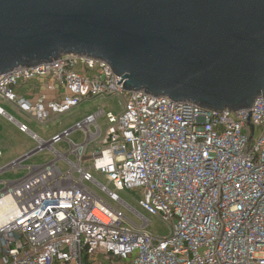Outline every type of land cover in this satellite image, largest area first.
Here are the masks:
<instances>
[{"label":"built area","instance_id":"built-area-1","mask_svg":"<svg viewBox=\"0 0 264 264\" xmlns=\"http://www.w3.org/2000/svg\"><path fill=\"white\" fill-rule=\"evenodd\" d=\"M38 77L49 80L47 88L61 101L42 96L32 103L16 95L20 82ZM122 80L106 62L79 55L0 76V99L41 124L88 98L127 95L122 114L109 115L104 135L97 122L103 114L91 116L48 144L38 142L36 155L48 151L55 161L4 184L0 264H264V98L251 112L209 111L125 92ZM76 131L86 135L79 146L69 139ZM63 141L71 144L65 155L54 149ZM91 143L98 148H92L90 170L107 186L82 169ZM61 162L70 171L63 173ZM85 184L100 187L114 202L115 191L138 190L141 209L169 224L168 237H154L145 219L134 225Z\"/></svg>","mask_w":264,"mask_h":264},{"label":"water","instance_id":"water-1","mask_svg":"<svg viewBox=\"0 0 264 264\" xmlns=\"http://www.w3.org/2000/svg\"><path fill=\"white\" fill-rule=\"evenodd\" d=\"M63 55L106 62L125 92L251 112L264 98V0H0V76Z\"/></svg>","mask_w":264,"mask_h":264},{"label":"rangeland","instance_id":"rangeland-1","mask_svg":"<svg viewBox=\"0 0 264 264\" xmlns=\"http://www.w3.org/2000/svg\"><path fill=\"white\" fill-rule=\"evenodd\" d=\"M84 69H82L83 71ZM127 99L126 93L124 94H114L109 97H94L84 100L79 106L73 108L69 112L60 116L51 127L54 129V126L61 127L64 130L71 131L76 127L77 124H82L86 121V118L89 116H94L98 113H102L98 119V126L102 130L104 135L108 127V117L112 115L118 117L122 114L124 110V105ZM0 107L4 109L8 115H11L16 118V120L21 121L20 117L16 114L12 104L3 101L0 99ZM28 123L30 129L35 132H44L45 127H42L36 123ZM92 132L95 133L96 129L92 127ZM70 141L75 145H82L86 142V135L83 131H76L72 133L69 137ZM13 143L18 144H28L34 143V141L27 135H21L17 132L16 126L10 122L6 117L0 115V150L3 152V157H0V170L3 169L7 162L6 157L9 154ZM97 147L96 144L91 143L88 146L86 151V158L82 163V169L90 170L92 168V148ZM71 144L69 142L63 141L56 145L55 151L61 155L69 153ZM98 148V147H97ZM69 161L76 163V157L70 155ZM56 159V155L48 151H44L41 154H37L26 161H23V165H33L38 167L45 165L47 163L53 162ZM59 168L63 173L70 171V165L61 162L58 163ZM95 180L103 186H107L108 183L106 179L97 174L94 170H90ZM28 174V171L25 169H18L5 172L0 175V182H12L22 179ZM75 178H79V174H74ZM93 193H95L101 200L109 204L112 208L116 209L121 213L128 221L132 222L136 226L143 224V219L149 221L150 225L147 230L156 238L163 239L168 237L170 233L169 224L163 220L160 216H152L146 213L139 206L140 192L138 190H125V191H115L113 186L109 185L108 189L111 192H116L119 202H114L110 199L109 195L103 192L100 187H97L94 184H85ZM3 185H0V191L2 190ZM126 221L127 223H129ZM130 224V223H129ZM126 260H123V263H126Z\"/></svg>","mask_w":264,"mask_h":264},{"label":"crops","instance_id":"crops-1","mask_svg":"<svg viewBox=\"0 0 264 264\" xmlns=\"http://www.w3.org/2000/svg\"><path fill=\"white\" fill-rule=\"evenodd\" d=\"M48 81L49 80L46 79V78L38 77V78H35V79H33L31 81H28V82H20L15 87V93H16V95L18 97H21V98H23L25 100H28V101L32 102V103H35L37 101V99L41 98L42 96H46L47 97V102H55V101L59 102V101H61L62 96L60 94L57 95V93H53L47 88V82ZM12 106L14 107V110H15L16 114L20 117L21 121H18V120H16L15 117H13L11 115H8V113H6L4 111V109L0 107L5 113L2 116L6 117L10 122H12L16 126L17 132L19 134L27 135L28 137H30L34 141V143H28V144L13 143L9 154L6 157L7 164H6L5 167H9L10 165H13L14 163H18V161H20L22 158H24L25 156L30 155L31 153L36 151L38 146H39L38 142H42V143H47L48 144V143L52 142V140L55 137L60 136L64 132L67 131V130H64L63 128H61V127L54 126V129H52L53 127H51L53 125V123L60 116L53 115L51 117V119L46 124H41V123L37 122L33 117L28 115L27 113H24L23 111H21L16 105L12 104ZM89 117H91V116H89ZM89 117H87L86 120ZM27 122L36 123V124H38V125H40L42 127H45L46 130L44 132H35L34 130L30 129V127L28 126ZM21 125H25L28 128V132L27 133H23V132L20 131V126ZM33 136H36L38 141L33 139ZM56 145H54V149H55ZM0 152H2V151L0 150ZM3 156L4 155H3V152H2L1 158ZM20 165H21L20 169H25L27 171H28V168L34 167L33 165H23V163H21ZM5 183L6 182H0V185H3V187H4Z\"/></svg>","mask_w":264,"mask_h":264},{"label":"bare ground","instance_id":"bare-ground-1","mask_svg":"<svg viewBox=\"0 0 264 264\" xmlns=\"http://www.w3.org/2000/svg\"><path fill=\"white\" fill-rule=\"evenodd\" d=\"M6 203H7V202H6ZM5 210H7L5 204L2 205V206H0V220L2 219V215H3V213H4Z\"/></svg>","mask_w":264,"mask_h":264}]
</instances>
